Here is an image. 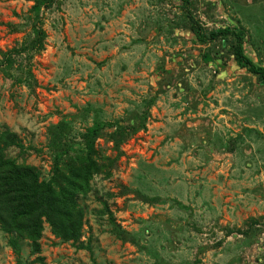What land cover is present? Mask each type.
Returning <instances> with one entry per match:
<instances>
[{
	"label": "rangeland",
	"instance_id": "rangeland-1",
	"mask_svg": "<svg viewBox=\"0 0 264 264\" xmlns=\"http://www.w3.org/2000/svg\"><path fill=\"white\" fill-rule=\"evenodd\" d=\"M34 2L0 0V130L23 146L7 155L46 179L49 127L136 130L118 151L108 129L96 140L111 176L81 202L78 244L45 225L41 264H264V81L237 64L230 36L202 43L193 23L206 37L242 29L264 66V0H59L37 15L44 49L5 63L35 38ZM0 264H16L1 230Z\"/></svg>",
	"mask_w": 264,
	"mask_h": 264
},
{
	"label": "trees",
	"instance_id": "trees-1",
	"mask_svg": "<svg viewBox=\"0 0 264 264\" xmlns=\"http://www.w3.org/2000/svg\"><path fill=\"white\" fill-rule=\"evenodd\" d=\"M59 0H35L31 11L35 15L33 32L35 38L23 49H14L5 54L4 62H10L15 53L27 49L41 52L44 49L45 31L43 21L37 18L41 8L49 9ZM187 4V2H185ZM192 21L191 16H189ZM197 39L206 43L219 36H230L233 40V52L239 66L249 73L258 75L264 81V66L257 65L244 52V32L242 29L225 28L206 37L196 22ZM154 98L148 100V106ZM108 129V141L118 151L121 144L136 130L117 122L107 123L93 118L84 132L72 136V128L66 122L49 127L48 136L53 148L57 151L52 157L48 178H42L37 167L19 162L7 155L11 147L23 148L15 133L7 127L0 130V230L6 236L7 245L15 255L16 264L42 263L40 240L45 225L51 234L62 243L78 244L84 227L85 211L81 202L92 192V181L95 176H111L114 161L96 148V140ZM111 130V131H110ZM80 142H75V139ZM107 211V209H106ZM108 215L111 216L110 212ZM25 241L36 255L35 262L22 259L21 242ZM88 246H78L86 249Z\"/></svg>",
	"mask_w": 264,
	"mask_h": 264
}]
</instances>
